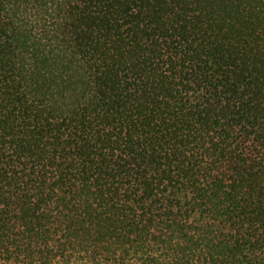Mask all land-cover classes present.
<instances>
[{
    "label": "trees",
    "instance_id": "16d2710c",
    "mask_svg": "<svg viewBox=\"0 0 264 264\" xmlns=\"http://www.w3.org/2000/svg\"><path fill=\"white\" fill-rule=\"evenodd\" d=\"M0 264H264V0H0Z\"/></svg>",
    "mask_w": 264,
    "mask_h": 264
}]
</instances>
